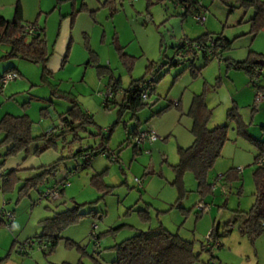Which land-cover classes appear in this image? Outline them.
Wrapping results in <instances>:
<instances>
[{
  "label": "rangeland",
  "instance_id": "rangeland-1",
  "mask_svg": "<svg viewBox=\"0 0 264 264\" xmlns=\"http://www.w3.org/2000/svg\"><path fill=\"white\" fill-rule=\"evenodd\" d=\"M7 1H19L24 20H36L44 27L50 52L45 68L49 73L43 75L40 64L11 59L16 60L12 65L21 76L4 83L0 116L4 111L12 115L26 113L32 121V133L40 135L53 130L60 116L76 103L81 111L91 114L92 122L83 121V128L76 129L81 139L71 143L72 152L79 147L97 146L107 137V129H111L105 145L119 159L112 162L97 155L83 167V156L67 158L54 177L37 190H29L19 201L16 189L12 192L0 189V203L3 197L7 202L5 208L13 210L15 216L12 228L0 227V264H95L96 261L111 264L115 257L111 246L159 225L194 240V252H199L200 242H206L213 224H219L220 246L213 247L211 253L200 251L199 260L193 264H207L210 255L215 264H264V233L250 239L240 233L237 223L224 233L232 216L245 213L255 200L252 171L256 167L253 161L256 147L237 134L235 120L228 118V111L236 106L248 132L264 140L260 130V125H264V101L252 110L253 91L245 72L227 67L224 61L229 57L243 60L250 51L264 54V29L254 35L250 33L253 7H234L229 11L218 0H200L206 10L202 12L205 22L199 24L191 15L183 16L181 7L170 0H114L113 14L110 7L102 5L104 0H0V3ZM206 31L213 35L222 33L231 40L230 47L221 52V61L213 57L205 62L199 53L193 66L202 69L195 76L188 68V60L180 59L174 66L168 64L179 40L194 39ZM115 37L126 56L122 57L116 49ZM7 49V45H0V57ZM152 62L154 71L146 73V66ZM151 75L156 80L150 84L148 105L136 112L135 118L127 108L119 114L118 103L110 102L104 107L110 78H119L120 86L127 88L131 81ZM201 93L207 107L212 109L208 127L228 124V140L211 169V176H219L230 167L241 172L239 180L229 186L218 181L213 192L204 195L197 190L191 171L183 174L181 186L173 183V165L179 161L177 148L189 146L193 139L192 119L187 112L193 96ZM116 95L119 102L121 94ZM135 126L138 130L152 127L160 136L152 145L140 147L147 148L149 153L142 151L134 156L128 134ZM72 135L69 132L66 141ZM72 171L67 178L69 185L58 198L40 197L39 191H45ZM102 172L105 184L110 186L103 185V190L91 183L92 176ZM29 175L32 174L24 176ZM135 178L142 181V188H137ZM198 202L208 204L209 209L198 212ZM74 206L85 215L60 230L50 253L36 247L28 254L20 250V243L26 238L41 233V220ZM67 240L84 252L67 245Z\"/></svg>",
  "mask_w": 264,
  "mask_h": 264
},
{
  "label": "trees",
  "instance_id": "trees-1",
  "mask_svg": "<svg viewBox=\"0 0 264 264\" xmlns=\"http://www.w3.org/2000/svg\"><path fill=\"white\" fill-rule=\"evenodd\" d=\"M170 1L173 2L176 7H181V14L185 17L192 12L204 14L202 12L206 10L200 0ZM218 1L228 7L229 11L234 7H253L254 13L249 19L250 33L254 35L259 30L264 29L263 0ZM113 3L114 0H104L102 5L110 7L113 14L116 11ZM28 24L36 28L32 35L25 34V26ZM210 38L213 40V49L218 56V60L221 61L219 58L221 52L230 47L231 40L226 38L222 33L213 35V33L206 31L194 39L183 38L180 43H176L173 47L174 57L168 59V64L174 66L179 63L180 59L188 60L190 62L188 66L190 72L193 76L197 75L202 68H195L193 66V59H196L199 53L202 54L205 62H208L210 58H213V56L207 53V49L209 48L208 40ZM186 41L190 42V44L196 43L200 48H195L190 44L186 46ZM2 44L7 45L8 50L2 55V57H0V59L7 61L17 57L25 59L29 62L42 65L43 75L49 73L45 68L50 52L45 38L44 27L39 26L36 20L32 22H24L22 19L21 7L18 2L15 5L14 17L11 20H6L3 17H0V45ZM115 46L122 57L126 56L122 47L116 42V37ZM178 53H180V55L177 57L176 55ZM263 58L264 54L250 51L249 55L243 60L238 61L230 58L224 60L227 67H231L235 70H243L246 73L248 77V85L253 91L252 110L255 108V90L261 91L264 96ZM259 68L263 69V73L257 77L256 73ZM154 69L155 64L153 62L149 63L146 66V73H151ZM14 70V67L6 68L0 75V79L3 75L12 73ZM16 75L18 76L17 73ZM151 77L152 79L150 80ZM151 77H141L140 79L133 80L127 88H122L120 86L119 78H110L107 89L110 91L111 95L105 100L106 102L104 101V107H108L110 102L118 103L120 104L118 110L119 114H121L124 108H127L132 111V118H135V113L145 105H148V100L143 101L141 94L146 90L149 98L152 93L150 84L155 81L156 78L155 75H151ZM3 85L4 84L0 83V93L3 90ZM120 89L121 92H119ZM116 94H121L119 102L116 99ZM178 104L179 103L177 102L175 105L178 106ZM235 108L236 106H233V108L228 111V118L235 120L237 134L256 147V154L253 158L256 167L252 171V178L255 186V200L249 210L244 213V221L240 225L238 224V230L240 233L253 239L257 235L264 233V140L255 138L248 132L246 125L242 122ZM160 112L161 111L158 113ZM187 115L192 119L190 133L193 139L189 146L185 148L178 146L177 148L179 161L173 165L175 174V181L173 183L181 186L183 174L186 171H191L197 182V190L200 194L204 195L213 192L212 186L218 181H223L224 185L229 186L233 181L239 180L241 172L234 167H230L226 172L219 176H211V169L216 159L221 156L222 147L228 140V124L217 125L212 128L208 127V123L212 116V109L207 107L203 93L193 96ZM91 118L92 117L88 112L81 111L79 106L74 103L71 108L67 110L65 115L60 116V127L57 126L58 124H55L53 130L45 134L34 135L32 133V121L27 114H4L0 118V133L3 134V137L0 140V149L3 151L0 155V167L9 157L16 156L20 152L27 154L29 152V145L34 142L44 143L43 146L35 151L36 154L49 148H55L56 146L59 147L62 154L61 158L38 168L35 174L26 178L19 177L14 170L7 171L5 174L0 175L2 177V185L0 186V189L4 192H12L16 189L18 200L21 196L23 197L27 195L29 190H37L38 187L46 182L48 178L54 177L65 159H75L77 156L84 157L85 153H91L94 158L95 156L100 155L103 151H106L107 147L105 143L109 137L111 129L106 131L108 132L107 137H103L102 141L97 146L79 147L76 152H72L70 149L71 143L75 140L80 141L81 139L78 137L76 129L83 128V121L89 123L92 122ZM72 120H78L79 122L74 124ZM139 124L140 123H137L138 126ZM138 126H135V128L128 134L129 139L136 133ZM260 130L264 133V125H260ZM69 132H72L73 135L71 140L66 141V135ZM145 149L147 148L141 149L133 144L134 156ZM65 150L68 153L67 155H65ZM261 159L262 163L257 164ZM83 160V167L91 162V160H86L85 158ZM103 173L104 172L97 173L91 178V183L102 190L103 185L105 188L110 187L105 184L101 177ZM61 180H63V177L58 181H54L53 184L46 189L51 188ZM18 184H20L19 188H16ZM43 192L44 190L39 191L40 197H44ZM4 205L5 204H3L0 209V227L3 225L6 226V218L3 215L4 212H11L14 215V211L6 209ZM198 212L202 213L203 211L198 209ZM84 215L85 214L80 213L77 210L76 206L56 212L52 217L40 221L42 227L40 234H36L33 238H26L24 241L34 240L47 243L48 249L47 251H44V253H50L57 244L58 233L60 230L68 225L77 223ZM92 215L94 216V214ZM236 221V216L229 220L226 224V228L228 229L224 230V233L231 231ZM219 236V224H213V227L206 237V242H200V251L205 250L211 253V250L214 247L213 242L218 241ZM14 243L15 240L12 242L11 246H13ZM66 244L69 246H76L75 243L70 240H67ZM193 246L194 240L182 238L178 232H171L159 225L155 228L139 231L138 233L111 246L110 250L115 254L111 264H193L199 260L200 255V251L194 252ZM219 246L220 243L215 247ZM76 247L84 252L79 245ZM19 248L23 251L21 246H19ZM33 248L34 247L27 249L26 251L24 250V254H28ZM211 263L215 264L214 260H212V255H210L207 264ZM95 264L100 263L96 261Z\"/></svg>",
  "mask_w": 264,
  "mask_h": 264
},
{
  "label": "built area",
  "instance_id": "built-area-1",
  "mask_svg": "<svg viewBox=\"0 0 264 264\" xmlns=\"http://www.w3.org/2000/svg\"><path fill=\"white\" fill-rule=\"evenodd\" d=\"M130 1H133V0H130ZM190 15H191L192 19L194 21H196L197 23H199V24H203L205 22V15L204 14L192 12ZM35 30H36V28L34 26H32V25L28 24L27 26H25V34L26 35H32L35 32ZM178 42L180 43L181 40H179ZM188 44H190V42H187L186 46H188ZM208 44H209V48L207 49V53L209 55L213 56L214 58L218 59V56L216 55V52L213 49V40L211 38L208 40ZM190 45L195 47V48H200L199 45L196 44V43H191ZM179 55H180V53H178L176 56L178 57ZM262 73H263V69L259 68L257 70V73H256L257 77L259 75H261ZM16 78H17L16 73H13V72L12 73H8V74H5V75H3L1 77L0 83L4 84L7 81L14 80ZM151 79H152V77L150 78V80ZM110 95H111V93L107 89V92L104 95V101L108 97H110ZM141 98H142L143 101L144 100H148V93H147L146 90L142 92ZM263 98H264L263 93L261 91H259V90H255V94H254L255 108L258 107L261 104V102L263 101ZM105 102H104V105H105ZM131 138H132L131 139L132 143L135 146L141 147V146H145L146 144L154 143L155 141L160 139V136L156 133V131L152 127H146L144 129L137 130L136 133L131 136ZM144 152L149 153V150L145 149ZM100 155L101 156H105V157L107 156L112 162H118L117 155L114 154L113 152L109 151V150L103 151ZM84 158L86 160H92L93 156H92L91 153H85L84 154ZM260 163H262V159L259 160L257 164H260ZM237 170L240 171V169H238V168H237ZM74 171H76V170H74ZM74 171L69 172L68 174L63 176V180L59 181L57 184H54L51 188L46 189L43 192V196L48 198V199H56V198H58L60 193H61V191L64 190L65 187L69 185V181H68L67 178H68V176L72 175ZM135 182H136V185H137L138 188L142 187V181L141 180L135 178ZM214 185L212 186V189L214 188ZM197 206H198V209L201 210V211H205L206 209H209V206L206 203L199 202L197 204ZM3 215L6 218V227L9 228V229L12 228L14 215L11 212H4ZM218 244H219L218 241H214L213 242V246L214 247L217 246ZM20 246H21L23 251L24 250L26 251L27 249H30L32 247H34V248L36 247L38 250H41L43 252L47 251V249H48V244L47 243L34 241V240L23 241L20 244ZM211 264H213V263H211Z\"/></svg>",
  "mask_w": 264,
  "mask_h": 264
},
{
  "label": "crops",
  "instance_id": "crops-1",
  "mask_svg": "<svg viewBox=\"0 0 264 264\" xmlns=\"http://www.w3.org/2000/svg\"><path fill=\"white\" fill-rule=\"evenodd\" d=\"M18 3H19V1H18ZM15 5H16V3H14L13 1H7L6 3H3V2L0 3V17H3L6 20H11L14 17ZM19 5L21 7L22 19H23L24 22H26L24 20L23 8H22L20 3H19ZM6 51H2V55H4ZM19 59H21V58H19ZM230 59H233V58H230ZM233 60H235V59H233ZM14 62H16V60H11V61L5 60L4 61L3 59H0V68L2 70L0 72V75L3 73V71L6 68L14 67L12 65V64H15ZM14 69L15 70H14L13 73H17L18 74L17 78L19 76H21L20 73H19V70H17L15 67H14ZM245 77H246V82L248 84V77H247L246 73H245ZM16 79H14V80H16ZM263 84H264V81H263ZM250 90L252 91V88ZM252 101H253V93H252ZM6 110H8V109H6ZM6 112H9V111H4V113L1 114L0 118L4 114H6ZM7 114H10V113H7ZM22 114H26V113H22ZM22 114L21 113H17V115H22ZM56 124H58L57 126L60 127V123L59 122L56 121ZM43 144H44L43 142L31 143L29 145V152L27 154H25L24 152H20L16 156L7 158L3 162V165L0 167V175L5 174L7 171L14 170V171L17 172V175L19 177L26 178L24 175H27V174H32L33 175V174H35L37 172L38 168H40L42 166H45V165H48V164H50L52 162H55L56 160L61 158V154L62 153H61L59 147H57V146L55 148H49V149H46V150L40 152L39 154H36L35 151L38 148H40L41 146H43ZM2 152H3L2 149H0V155L2 154ZM0 180L2 181V177L1 176H0ZM6 203H7L6 200H4L3 197H1L0 209H1V206L3 204H5L4 206H6ZM234 216H236V219H237L236 223L239 224V225L245 219L244 213L243 214L233 215L232 218H234ZM22 228L23 227H21L20 230H22Z\"/></svg>",
  "mask_w": 264,
  "mask_h": 264
}]
</instances>
